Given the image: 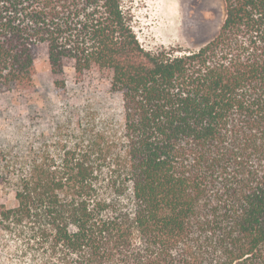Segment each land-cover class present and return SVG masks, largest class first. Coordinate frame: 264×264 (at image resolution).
<instances>
[{
    "label": "trees",
    "instance_id": "1",
    "mask_svg": "<svg viewBox=\"0 0 264 264\" xmlns=\"http://www.w3.org/2000/svg\"><path fill=\"white\" fill-rule=\"evenodd\" d=\"M224 3L185 52L145 50L122 0H0V93L44 47L56 88L98 73L122 102L14 176L0 231L29 264H264V0Z\"/></svg>",
    "mask_w": 264,
    "mask_h": 264
},
{
    "label": "rangeland",
    "instance_id": "2",
    "mask_svg": "<svg viewBox=\"0 0 264 264\" xmlns=\"http://www.w3.org/2000/svg\"><path fill=\"white\" fill-rule=\"evenodd\" d=\"M132 16L133 31L147 51L197 50L218 32L224 0H122ZM33 89L0 93V206L13 208L15 178L36 151L57 152L58 143L71 141L92 116L96 129L117 130L121 96L98 73L76 78L65 69V90L53 84L44 47L34 62ZM24 247L12 234L0 231V264H29Z\"/></svg>",
    "mask_w": 264,
    "mask_h": 264
}]
</instances>
